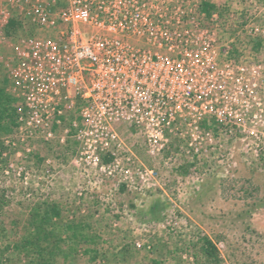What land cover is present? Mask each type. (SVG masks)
Segmentation results:
<instances>
[{"label": "built area", "instance_id": "obj_1", "mask_svg": "<svg viewBox=\"0 0 264 264\" xmlns=\"http://www.w3.org/2000/svg\"><path fill=\"white\" fill-rule=\"evenodd\" d=\"M203 3L214 4L0 0V70L19 101L18 126L5 140L8 151L0 163L11 151L27 158L37 140L64 146L71 140L78 148L74 163L129 187L134 178L144 182L156 173L137 158L123 132L142 134L155 160L169 144L166 135L179 130V120L185 130H201L204 139L212 140L214 128L224 131L227 84L234 86V100H255L256 70L262 66L248 72L246 94L240 86L244 68L234 65L230 48L219 46L215 31L204 24ZM210 17L214 22L218 12ZM12 19L23 28L9 36ZM254 29L264 43V30ZM192 141L196 146L193 136ZM11 169L28 179L10 158L3 173Z\"/></svg>", "mask_w": 264, "mask_h": 264}, {"label": "rangeland", "instance_id": "obj_2", "mask_svg": "<svg viewBox=\"0 0 264 264\" xmlns=\"http://www.w3.org/2000/svg\"><path fill=\"white\" fill-rule=\"evenodd\" d=\"M209 1L218 17L203 22L215 31L219 46L230 48L234 65L244 68L240 86L246 94L248 72L262 66L255 75L256 99L238 93L234 100L228 83L229 98L221 109L226 129L214 128L212 140L204 139L201 130H185L187 124L179 120V130L166 135L169 144L155 160L142 134L123 132L137 158L156 173L144 182L134 178L129 187L74 163L76 145L59 149L55 143L49 149L37 140L22 159L11 151L0 163V264H29L15 243L31 208L44 201L60 204L64 222L83 220L87 239H95L80 242L74 263L60 258L56 264H151L160 257L164 264H264V43L254 31L264 30V0ZM11 135L0 136V159ZM10 158L27 180L13 169L3 173ZM206 237L217 249V262L201 250ZM136 242L145 246L137 248ZM86 250L99 255L92 259Z\"/></svg>", "mask_w": 264, "mask_h": 264}, {"label": "trees", "instance_id": "obj_3", "mask_svg": "<svg viewBox=\"0 0 264 264\" xmlns=\"http://www.w3.org/2000/svg\"><path fill=\"white\" fill-rule=\"evenodd\" d=\"M216 6L211 3H203L201 11L208 17L216 11ZM21 22L12 19L7 27V34L14 36L22 30ZM261 47V41H257L255 49ZM10 81L6 72L0 70V136L10 134L17 128V108L18 99L12 96L7 88ZM45 143V142H44ZM57 143V142H56ZM55 143H45V146L51 149ZM58 148L71 147L75 145L69 140L67 144ZM1 151V150H0ZM1 155V152H0ZM109 158L105 157L104 162H108ZM3 198L0 196V210L3 208ZM63 209L60 204H49L47 201L38 203L31 208L28 218L26 219L23 229L24 232L20 236L19 241L15 243L16 250L20 254H25L29 259V264H56L58 259L62 258L64 262L69 263L76 260L78 246L80 242L95 243V239L89 238L84 234V228L88 227L84 221L64 222ZM22 224L17 222L16 226ZM63 235H66L65 237ZM86 236V237H85ZM128 247L123 250L128 252ZM201 250L203 254L211 261H218V252L215 245L209 238H204L201 242ZM86 253H92V259H96L99 255L97 250H86ZM131 255V254H130ZM128 255L127 257H129ZM125 258V256H124ZM72 259V261H71ZM126 259V258H125ZM163 257L152 260L151 264H164ZM74 263V262H73Z\"/></svg>", "mask_w": 264, "mask_h": 264}]
</instances>
